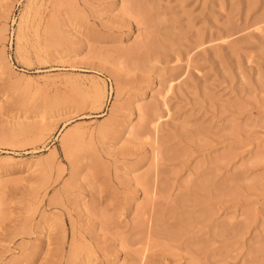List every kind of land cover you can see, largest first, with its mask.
Here are the masks:
<instances>
[{"label":"rangeland","instance_id":"374dc122","mask_svg":"<svg viewBox=\"0 0 264 264\" xmlns=\"http://www.w3.org/2000/svg\"><path fill=\"white\" fill-rule=\"evenodd\" d=\"M0 264H264V0H0Z\"/></svg>","mask_w":264,"mask_h":264}]
</instances>
